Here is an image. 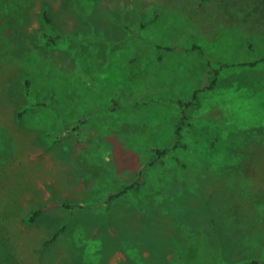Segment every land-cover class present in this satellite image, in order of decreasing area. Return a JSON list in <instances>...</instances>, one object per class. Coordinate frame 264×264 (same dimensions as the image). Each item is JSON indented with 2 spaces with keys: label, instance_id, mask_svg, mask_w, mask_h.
Segmentation results:
<instances>
[{
  "label": "rangeland",
  "instance_id": "374dc122",
  "mask_svg": "<svg viewBox=\"0 0 264 264\" xmlns=\"http://www.w3.org/2000/svg\"><path fill=\"white\" fill-rule=\"evenodd\" d=\"M263 57L264 0H0V264L264 259Z\"/></svg>",
  "mask_w": 264,
  "mask_h": 264
},
{
  "label": "trees",
  "instance_id": "16d2710c",
  "mask_svg": "<svg viewBox=\"0 0 264 264\" xmlns=\"http://www.w3.org/2000/svg\"><path fill=\"white\" fill-rule=\"evenodd\" d=\"M45 18L47 21L53 23V20L49 14L48 8L46 7L45 10ZM262 60H264V57L262 58ZM229 65V64H228ZM225 63L220 64L221 67L224 66H228ZM219 70L216 69L215 73V79L212 81L211 86L213 87L217 82V74H218ZM200 91L201 89H196L192 95L188 98V99H179L178 102L182 108V113H181V118L177 124V128H176V138L172 141V143L170 144V146L167 147H156L155 150L158 153V158L155 159H150L147 163L144 164V166H142V168L140 169L139 173L137 174V176L131 180L128 181L126 183H123L115 192L111 193L108 198L105 200L106 203H110L113 199L120 197L121 195L125 194L126 192H128L130 189L139 187L143 184V182L145 181V177H146V170L149 166L153 165L156 161H162L161 157L166 155L169 151L176 149L178 147H185V143L182 141V137H183V129L185 127H192L193 123L191 122V115L194 112L195 109H197L200 106ZM115 101H117L115 99ZM52 205H60V206H64L67 208H74L75 204L70 202V201H66V200H53L50 203H47L45 205L40 206L39 208H37L33 215L31 216V220L35 221L37 219V217H39L45 210L46 208H48L49 206ZM64 230V227H62L57 233L54 234V236L47 241V243H50L52 241H54L59 233ZM249 264H264V259H251Z\"/></svg>",
  "mask_w": 264,
  "mask_h": 264
}]
</instances>
